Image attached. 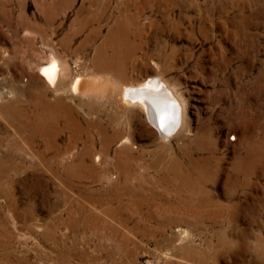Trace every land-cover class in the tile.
Returning <instances> with one entry per match:
<instances>
[{"label":"rangeland","instance_id":"374dc122","mask_svg":"<svg viewBox=\"0 0 264 264\" xmlns=\"http://www.w3.org/2000/svg\"><path fill=\"white\" fill-rule=\"evenodd\" d=\"M0 264H264V0H0Z\"/></svg>","mask_w":264,"mask_h":264},{"label":"bare ground","instance_id":"6f19581e","mask_svg":"<svg viewBox=\"0 0 264 264\" xmlns=\"http://www.w3.org/2000/svg\"><path fill=\"white\" fill-rule=\"evenodd\" d=\"M69 69L66 62L61 61L59 58L53 56L50 63L40 69L39 75L51 86L55 87L56 90L64 89L69 83ZM82 84L76 80L71 88L74 91L80 90ZM162 95L152 93L147 89L146 86H139L138 88H125L122 93V100L126 103H138L148 110L151 114L152 101L159 99ZM152 99V100H151ZM151 100V102L149 101Z\"/></svg>","mask_w":264,"mask_h":264}]
</instances>
